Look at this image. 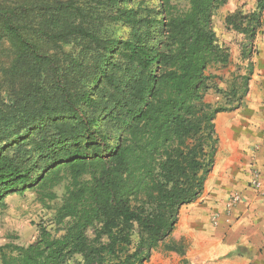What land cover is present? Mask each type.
<instances>
[{
  "label": "trees",
  "instance_id": "obj_1",
  "mask_svg": "<svg viewBox=\"0 0 264 264\" xmlns=\"http://www.w3.org/2000/svg\"><path fill=\"white\" fill-rule=\"evenodd\" d=\"M226 1L0 0V207L33 192L45 212L31 241L0 244V264L183 252L179 210L203 191L215 115L241 105L263 26L264 0L224 17L249 64L223 80L212 19Z\"/></svg>",
  "mask_w": 264,
  "mask_h": 264
},
{
  "label": "crops",
  "instance_id": "obj_2",
  "mask_svg": "<svg viewBox=\"0 0 264 264\" xmlns=\"http://www.w3.org/2000/svg\"><path fill=\"white\" fill-rule=\"evenodd\" d=\"M259 36L241 105L214 119V165L203 191L179 210L171 238L182 241L183 252L158 249L143 264H264V195L250 184L257 173L264 192V34ZM232 193L241 199L227 211Z\"/></svg>",
  "mask_w": 264,
  "mask_h": 264
},
{
  "label": "rangeland",
  "instance_id": "obj_3",
  "mask_svg": "<svg viewBox=\"0 0 264 264\" xmlns=\"http://www.w3.org/2000/svg\"><path fill=\"white\" fill-rule=\"evenodd\" d=\"M255 4L256 0H227L213 15V30L218 36L219 41L228 48L230 54V62L227 67L211 70L222 76L223 80L228 79L231 73L237 68H240L241 74L245 73L249 61L253 66V58L257 55L259 40L261 39L259 35L264 34L263 22V26L254 42L251 58L249 61L242 59L239 52L240 45L243 43L242 35L233 30L226 29L224 17L237 8L243 11H251L255 8ZM262 19L264 21V15ZM1 57L5 58L3 54H1ZM220 84L221 86H225L222 82H220ZM1 95H3V93H1ZM204 99L212 105H216L222 101L213 91L206 94ZM217 115L218 114H216L215 117H217ZM216 132L219 131L216 129ZM5 204L4 207H0V244L13 242L23 245L28 243L35 237L37 233L36 223L45 213L41 210L40 204L36 200L35 193L26 192L24 196H8L5 199Z\"/></svg>",
  "mask_w": 264,
  "mask_h": 264
},
{
  "label": "built area",
  "instance_id": "obj_4",
  "mask_svg": "<svg viewBox=\"0 0 264 264\" xmlns=\"http://www.w3.org/2000/svg\"><path fill=\"white\" fill-rule=\"evenodd\" d=\"M250 184L253 189H255L257 192H259L261 195H264V192L262 191V184L258 178L257 173H254L252 180L250 181ZM240 195L238 193H232L228 196L225 208L227 211H230L232 207L237 204L240 201Z\"/></svg>",
  "mask_w": 264,
  "mask_h": 264
}]
</instances>
